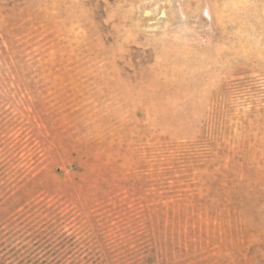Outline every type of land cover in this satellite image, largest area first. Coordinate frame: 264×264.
Listing matches in <instances>:
<instances>
[{"label": "rangeland", "instance_id": "1", "mask_svg": "<svg viewBox=\"0 0 264 264\" xmlns=\"http://www.w3.org/2000/svg\"><path fill=\"white\" fill-rule=\"evenodd\" d=\"M0 264H264V0H0Z\"/></svg>", "mask_w": 264, "mask_h": 264}]
</instances>
